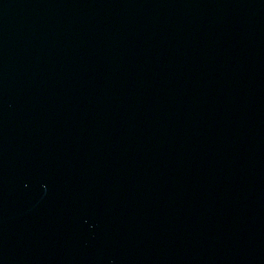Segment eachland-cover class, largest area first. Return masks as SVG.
<instances>
[{"label":"water","instance_id":"water-1","mask_svg":"<svg viewBox=\"0 0 264 264\" xmlns=\"http://www.w3.org/2000/svg\"><path fill=\"white\" fill-rule=\"evenodd\" d=\"M0 264H264V0H0Z\"/></svg>","mask_w":264,"mask_h":264}]
</instances>
